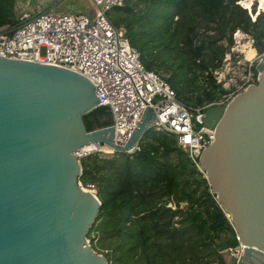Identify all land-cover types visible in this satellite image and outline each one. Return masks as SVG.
Here are the masks:
<instances>
[{
  "label": "water",
  "instance_id": "obj_1",
  "mask_svg": "<svg viewBox=\"0 0 264 264\" xmlns=\"http://www.w3.org/2000/svg\"><path fill=\"white\" fill-rule=\"evenodd\" d=\"M255 66L257 83L197 117L216 128L200 164L245 245L240 264H264V58ZM99 101L80 71L0 56V264H109L88 238L101 199L78 184L77 151L99 143L131 148L155 110L148 107L120 145L113 124L86 128L82 115Z\"/></svg>",
  "mask_w": 264,
  "mask_h": 264
},
{
  "label": "trees",
  "instance_id": "obj_2",
  "mask_svg": "<svg viewBox=\"0 0 264 264\" xmlns=\"http://www.w3.org/2000/svg\"><path fill=\"white\" fill-rule=\"evenodd\" d=\"M243 3L252 7L249 0ZM117 7L123 15L119 23L111 20L125 29L146 67L193 107L226 92L213 69L226 51L223 40L231 44L237 28L264 52V11L253 20L237 0H124ZM19 19L14 0H0V25ZM82 116L88 130L114 122L107 104ZM140 144L133 154L96 151L81 157L80 178L94 182L101 199L88 232L93 247L109 264H234V253L219 250L223 239L239 244L230 216L176 134L151 126Z\"/></svg>",
  "mask_w": 264,
  "mask_h": 264
},
{
  "label": "built area",
  "instance_id": "obj_3",
  "mask_svg": "<svg viewBox=\"0 0 264 264\" xmlns=\"http://www.w3.org/2000/svg\"><path fill=\"white\" fill-rule=\"evenodd\" d=\"M237 2L247 8L253 20L264 11V6L260 8L261 0H253L252 7L245 6L243 0ZM123 4L124 0H80L77 3L54 0L36 11L22 9L17 24L0 25V56L55 63L87 75L95 84L100 98L98 105L107 104L113 112L117 144H127L146 109L152 107L155 118L149 127L175 133L178 144L206 176L200 158L203 149L215 140L216 128L202 122L198 124V114L209 106L227 104L248 85L257 83L255 65L264 58V52L258 53L256 49L255 56L247 58L245 45L255 47L254 38L237 28L233 42L225 41L221 64L213 69L215 78L226 90L223 97L204 106L187 105L177 98L175 89L164 76L146 67L139 49L126 37L125 29L112 22L108 9ZM140 149V140L124 151L99 143L91 149L83 147L77 155L81 158L100 151L113 156L118 152L133 154ZM78 184L97 195L94 182H84L79 177ZM169 205H173L172 202ZM236 237L239 244L229 245L225 250L237 256L234 264H240L245 245L238 234ZM219 250L225 251L220 247Z\"/></svg>",
  "mask_w": 264,
  "mask_h": 264
},
{
  "label": "rangeland",
  "instance_id": "obj_4",
  "mask_svg": "<svg viewBox=\"0 0 264 264\" xmlns=\"http://www.w3.org/2000/svg\"><path fill=\"white\" fill-rule=\"evenodd\" d=\"M34 0H14V4H15V11H16V13L17 14H20L21 13V10L22 9H27V8H29V9H32V10H34V11H36V10H38V9H40L41 8V4H34V5H32V2H33ZM80 0H70V2L71 3H77V2H79ZM250 1V0H249ZM251 2V1H250ZM251 3H253V2H251ZM242 6V5H241ZM107 13H108V15H109V17L115 22V23H119V21H120V18H121V16L123 15V13H122V11L117 7V6H113V7H111V8H109L108 9V11H107ZM250 13V12H249ZM226 41V39L225 40H223V42H225ZM255 68H256V66H255ZM113 124V123H112ZM198 124H200V122H198ZM233 234H230L229 236H228V238L227 239H229L230 240V242L232 241L231 239H233ZM90 242H91V240H90ZM222 252V251H221ZM224 253H227L228 251L227 250H225V251H223ZM230 254H233L232 252H229Z\"/></svg>",
  "mask_w": 264,
  "mask_h": 264
},
{
  "label": "bare ground",
  "instance_id": "obj_5",
  "mask_svg": "<svg viewBox=\"0 0 264 264\" xmlns=\"http://www.w3.org/2000/svg\"><path fill=\"white\" fill-rule=\"evenodd\" d=\"M251 2H253V0H250ZM264 6V0H261L260 2V8H262ZM244 52H245V55L247 58H252L255 56L256 54V48L251 45V44H247L245 45V48H244ZM87 149H91L94 147L93 144H89L87 146H85Z\"/></svg>",
  "mask_w": 264,
  "mask_h": 264
},
{
  "label": "crops",
  "instance_id": "obj_6",
  "mask_svg": "<svg viewBox=\"0 0 264 264\" xmlns=\"http://www.w3.org/2000/svg\"><path fill=\"white\" fill-rule=\"evenodd\" d=\"M54 0H34L32 2V5L34 4H41V8L44 7V6H47L49 5L51 2H53Z\"/></svg>",
  "mask_w": 264,
  "mask_h": 264
}]
</instances>
